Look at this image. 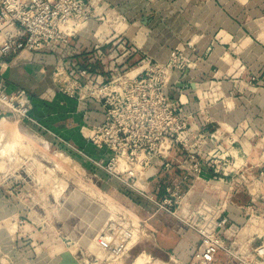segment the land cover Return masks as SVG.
Segmentation results:
<instances>
[{"label": "crops", "instance_id": "obj_1", "mask_svg": "<svg viewBox=\"0 0 264 264\" xmlns=\"http://www.w3.org/2000/svg\"><path fill=\"white\" fill-rule=\"evenodd\" d=\"M88 1L95 17L81 24L67 45L55 43L40 52L24 51L11 61L4 72L10 92L26 91L32 102L31 115L42 125L91 158L106 161L108 152L84 136L88 125L83 106L59 92L54 81L56 67L62 64L71 73L90 68L91 80L100 83L123 69H143L150 59L167 62L172 52L179 51L186 67L174 74L172 83L177 90L171 96H180L190 115L189 132L194 134V152L202 172L189 171L187 152L175 147L171 170L160 162L146 174L148 184L139 178L138 183L146 184L155 197L165 196V189L175 184L185 193L178 206L179 217L158 211L144 200L139 213L150 231L145 239H153L158 259L199 264L193 256L202 235L183 220L208 226L223 216L229 223L222 236L236 257L221 250L214 264H241L240 258H252L264 234L257 217L250 216L254 206L264 204V0ZM147 15L154 19L144 26L141 20ZM91 114L101 119L99 112ZM23 122L41 141L68 154L55 137ZM209 156L220 159L217 172ZM99 172L102 184L98 188L107 195L117 201L141 199ZM26 183L14 196L0 185V221L5 225L14 221L10 225L15 227L13 232L7 227L0 234L10 239L0 244V264H105L95 252L100 231L90 224L72 225L66 216L60 218L62 224L57 219L59 209L69 208L65 192L62 201L49 194L37 201L35 192L26 193L32 189ZM84 237L96 247L79 245L72 252L68 245Z\"/></svg>", "mask_w": 264, "mask_h": 264}, {"label": "built area", "instance_id": "obj_2", "mask_svg": "<svg viewBox=\"0 0 264 264\" xmlns=\"http://www.w3.org/2000/svg\"><path fill=\"white\" fill-rule=\"evenodd\" d=\"M94 17L92 3L88 0H0V121L13 116L18 122H30L70 150L85 156L93 168L138 193L158 211L179 217L178 206L185 196L182 186H168L165 196L158 200L146 189L150 177L144 180L156 163L161 162L166 170H171L175 147L187 152L189 171L202 172V163L194 152V134L189 132L190 115L184 110L180 96H171L177 90L172 83L174 74L186 67L179 51L172 52L167 62L150 59L143 69H123L116 77L100 83L91 80L90 68L71 73L62 64L56 67L54 81L59 92L77 99L83 106V118L88 125L84 136L88 143L108 152L106 161L91 158L42 125L31 115L32 102L26 91L9 90L4 72L15 57L24 51H43L55 43L67 45L78 27ZM92 112H99L101 119L92 117ZM219 160L215 156L208 158L216 172ZM139 178L146 184L141 186ZM184 180H188V176H184ZM183 221L202 235L194 262L214 264L221 250L236 257L222 236L229 223L227 217L221 216L208 226ZM115 222L117 227L121 225L118 220ZM116 226L112 228L114 232L97 236L96 243L103 252L118 260L127 253L130 241L126 244L121 241ZM144 235L148 237V233ZM128 238L132 240L129 234ZM252 258L257 262L253 263ZM252 258H240V262L262 264L264 245L255 248Z\"/></svg>", "mask_w": 264, "mask_h": 264}, {"label": "rangeland", "instance_id": "obj_3", "mask_svg": "<svg viewBox=\"0 0 264 264\" xmlns=\"http://www.w3.org/2000/svg\"><path fill=\"white\" fill-rule=\"evenodd\" d=\"M6 120L7 128L0 137V185L7 187L6 191L14 196L16 190L20 193V187L24 184L27 186L26 182H30L32 189H26V193L35 192L37 201L46 198L47 194L56 201H62V193L65 192L66 196L63 198L69 208L68 210L59 209V215H57L59 222L63 221L60 218L66 216L72 225L90 224V228L100 231L98 236L102 233L114 232L112 228L116 226L115 221L118 220L121 225L116 226V230L120 232L116 233L121 236L124 244L130 241V247L127 253L118 260L98 250L97 247L95 252L105 264H140V261L141 264L143 261H146L144 264H175L170 259H158L155 256L157 253L153 252V239H145L144 234L150 231L139 213V210H142L141 205L144 204L143 198L138 197L131 202L129 200L117 201L114 196L107 195L105 189L98 188L102 184L100 181L102 175L93 169L87 158L85 159L84 156L72 150L65 154L58 148L47 144L46 141H41L40 135L24 122H18L13 116L7 117ZM95 173L98 175L95 176ZM163 197L156 198L161 200ZM250 216H256L259 220L257 221L258 227L264 230V204L254 206V210L250 211ZM111 219H114L113 223ZM12 222L14 221H7L5 225L0 221L1 235L7 227L6 230L9 232L14 231V225H10ZM112 224L115 225L112 226ZM128 234L132 240H129ZM1 235L0 244L6 240L9 243L10 239L1 237ZM260 241L259 246L264 245V234ZM85 244H91L92 248L96 247L95 243L89 242L86 237L78 241L76 245L73 242L68 246H72V252H75L79 245ZM145 257L147 259L144 260ZM252 260L253 263L257 262L255 258ZM262 264H264V259Z\"/></svg>", "mask_w": 264, "mask_h": 264}, {"label": "water", "instance_id": "obj_4", "mask_svg": "<svg viewBox=\"0 0 264 264\" xmlns=\"http://www.w3.org/2000/svg\"><path fill=\"white\" fill-rule=\"evenodd\" d=\"M154 19V16L153 15H147L145 16L142 20H141V24L144 25V26H148ZM155 161V160H154ZM151 173H148L147 175H150ZM145 176L144 177V180H146L147 178H149L150 176ZM61 264H79L77 262H62Z\"/></svg>", "mask_w": 264, "mask_h": 264}, {"label": "bare ground", "instance_id": "obj_5", "mask_svg": "<svg viewBox=\"0 0 264 264\" xmlns=\"http://www.w3.org/2000/svg\"><path fill=\"white\" fill-rule=\"evenodd\" d=\"M0 124H1V134H0V137L2 136V132L3 131H5L6 130V128H7V120H6V118H4V119H2L1 121H0ZM13 228V227H12ZM141 257V256H140ZM147 257V256H146ZM144 258V260L145 259H147V258ZM139 259V258H138ZM142 260H143V258H142ZM138 262V261H137ZM144 262L146 263V261H143V263L142 264H144ZM140 264H141V261L139 262Z\"/></svg>", "mask_w": 264, "mask_h": 264}, {"label": "trees", "instance_id": "obj_6", "mask_svg": "<svg viewBox=\"0 0 264 264\" xmlns=\"http://www.w3.org/2000/svg\"><path fill=\"white\" fill-rule=\"evenodd\" d=\"M61 149H63L65 152H67V153H70L71 152V150L69 149V148H67L66 146H64V145H61ZM95 171H97V172H99V170L98 169H96V168H93ZM93 170V171H94ZM94 171V172H95ZM96 172V173H97Z\"/></svg>", "mask_w": 264, "mask_h": 264}]
</instances>
